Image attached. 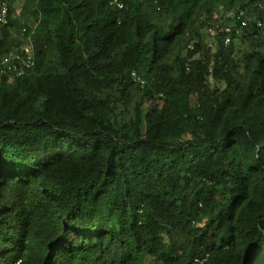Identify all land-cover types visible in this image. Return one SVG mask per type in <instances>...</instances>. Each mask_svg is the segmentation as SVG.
Returning <instances> with one entry per match:
<instances>
[{
  "label": "trees",
  "instance_id": "obj_1",
  "mask_svg": "<svg viewBox=\"0 0 264 264\" xmlns=\"http://www.w3.org/2000/svg\"><path fill=\"white\" fill-rule=\"evenodd\" d=\"M15 1L0 60L35 28V66L0 79V264H264V0ZM219 1L249 20L227 46Z\"/></svg>",
  "mask_w": 264,
  "mask_h": 264
},
{
  "label": "built area",
  "instance_id": "obj_2",
  "mask_svg": "<svg viewBox=\"0 0 264 264\" xmlns=\"http://www.w3.org/2000/svg\"><path fill=\"white\" fill-rule=\"evenodd\" d=\"M10 0H0V26L7 24L9 14ZM248 18L245 10L235 7L231 10L219 12V16L207 22L206 34L212 37H220L223 45L227 46L232 40V35H240L241 28L248 25ZM259 24L257 23V26ZM33 30L23 28L20 30L17 40L18 45L14 46L0 60V79L15 80L35 66V52L33 46ZM208 47L213 48V42H208ZM193 49V46L189 47ZM131 79L143 86L144 82L138 78L135 72L131 73ZM191 264H202L201 261L195 260Z\"/></svg>",
  "mask_w": 264,
  "mask_h": 264
},
{
  "label": "rangeland",
  "instance_id": "obj_3",
  "mask_svg": "<svg viewBox=\"0 0 264 264\" xmlns=\"http://www.w3.org/2000/svg\"><path fill=\"white\" fill-rule=\"evenodd\" d=\"M222 2L223 1H219L218 2L219 4H216V7L214 8L215 9L214 17L219 16V12L224 5V3H222ZM28 3H29L28 0H16L12 5V18L19 20V22L22 23L23 19L28 17L29 14L31 13L32 9H33V5L28 4ZM11 31H12V36L17 38L20 30L16 32V29H11ZM208 40H209L208 42H211V40L209 38H208ZM11 45L13 47V43ZM148 106H149L148 103H145L143 105L142 109L144 112L147 111Z\"/></svg>",
  "mask_w": 264,
  "mask_h": 264
}]
</instances>
